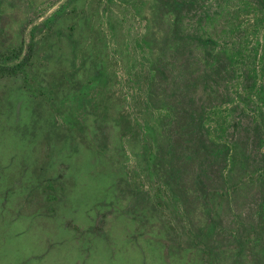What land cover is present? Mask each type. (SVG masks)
<instances>
[{
    "label": "rangeland",
    "instance_id": "374dc122",
    "mask_svg": "<svg viewBox=\"0 0 264 264\" xmlns=\"http://www.w3.org/2000/svg\"><path fill=\"white\" fill-rule=\"evenodd\" d=\"M0 66V264H264V0H0Z\"/></svg>",
    "mask_w": 264,
    "mask_h": 264
},
{
    "label": "trees",
    "instance_id": "16d2710c",
    "mask_svg": "<svg viewBox=\"0 0 264 264\" xmlns=\"http://www.w3.org/2000/svg\"><path fill=\"white\" fill-rule=\"evenodd\" d=\"M4 68L2 66H0V73L2 74L3 73V70ZM9 74L10 73H14V68H11L10 72H8Z\"/></svg>",
    "mask_w": 264,
    "mask_h": 264
}]
</instances>
